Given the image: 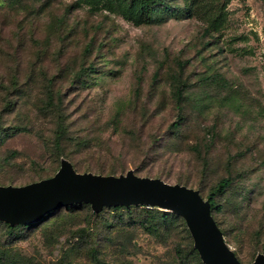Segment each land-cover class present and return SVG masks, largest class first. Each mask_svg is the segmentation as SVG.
Wrapping results in <instances>:
<instances>
[{
  "label": "rangeland",
  "instance_id": "1",
  "mask_svg": "<svg viewBox=\"0 0 264 264\" xmlns=\"http://www.w3.org/2000/svg\"><path fill=\"white\" fill-rule=\"evenodd\" d=\"M166 1L182 12L145 22L128 0H0V185L62 157L204 198L227 177L212 214L248 264L264 253V0ZM9 228L0 264H194L184 220L140 209L72 204Z\"/></svg>",
  "mask_w": 264,
  "mask_h": 264
},
{
  "label": "water",
  "instance_id": "2",
  "mask_svg": "<svg viewBox=\"0 0 264 264\" xmlns=\"http://www.w3.org/2000/svg\"><path fill=\"white\" fill-rule=\"evenodd\" d=\"M80 203L90 204L95 213L105 206L139 204L173 212L185 220L204 264H242L211 216L209 202L197 190L140 177L131 169L119 176L80 174L61 160L50 178L21 187L0 186V221L28 224L54 209ZM252 264H264V255H257Z\"/></svg>",
  "mask_w": 264,
  "mask_h": 264
},
{
  "label": "trees",
  "instance_id": "3",
  "mask_svg": "<svg viewBox=\"0 0 264 264\" xmlns=\"http://www.w3.org/2000/svg\"><path fill=\"white\" fill-rule=\"evenodd\" d=\"M130 1L131 5H134L136 6V11L138 12V15L142 18L143 21L145 22H152L154 16H155V12L156 10L158 9H161L162 11L164 12H169V13H177V14H180L182 12V10L178 9H173V7L170 5V3L166 0H128ZM174 96H175V102H176V105H177V108L180 109L181 106H180V103H181V100H182V86L178 85L176 86L175 88V93H174ZM52 99V97L50 98ZM178 120L177 121H174L170 126L173 128V130L177 131L179 128H180V124L183 120L182 117H180V115H178ZM61 134L62 131L60 130ZM60 132L56 135L58 141L61 139V135H60ZM61 160H65L67 162H69L73 168V165L72 163L67 159V158H64L62 157L60 159V162ZM73 170L76 172V173H80V172H77L74 168ZM130 170V169H129ZM132 170V169H131ZM58 171V170H57ZM128 171V170H127ZM126 171V172H127ZM133 171V170H132ZM83 173H91L93 175H101V176H119V175H115V172L113 170H110L108 171V173H103V171H97V173H92V172H82L80 174H83ZM134 173V171H133ZM123 174V173H120V175ZM135 174V173H134ZM136 175V174H135ZM54 176V175H53ZM138 176V175H137ZM140 177H148V176H140ZM50 178V177H48ZM152 178H159V177H152ZM44 179H47V178H44ZM43 180V179H41ZM39 180V181H41ZM35 182H38V181H35ZM33 183V182H32ZM30 184V183H29ZM174 184H180V185H184L182 183H174ZM231 185V179L230 178H221L214 186H212L206 196V198H204L201 193L199 192V190H197L200 194V196L203 198V200L205 201H208L209 202V205H210V212H211V216L213 217L214 221L216 222L219 230L221 231V233L223 234V237H224V232L222 231V229L219 227L217 221L215 220L213 214H212V210L213 209H220L219 206L216 204L215 202V199L216 197L224 194L226 192V190L230 187ZM2 186V185H0ZM7 186H11V185H7ZM184 186H187V185H184ZM3 187H6V186H3ZM189 187V186H187ZM189 188H192V187H189ZM194 189V188H192ZM111 208L113 209H140L141 213L144 214V217L145 218H148L149 216L151 217H157L159 220L161 221H165V219L167 218H176V217H181L179 216L178 214H175L173 212H165V211H159L156 207H151V208H146V206L144 205H129V206H122V205H118V206H110ZM147 207H150V206H147ZM69 208H72L71 206ZM55 210L57 209H54L52 211H50L49 213H52L54 212ZM49 213H47L46 215H48ZM44 215L40 220L38 221H35L36 223L37 222H40L43 220V218L46 216ZM182 218V217H181ZM183 219V218H182ZM184 220V219H183ZM142 222V220H140ZM0 222H4V221H0ZM7 224V227H14V226H18L20 227V225H26V224H15L13 226H11L9 223L7 222H4ZM33 222L31 223H28V225H31ZM184 223L186 225V222L184 220ZM11 229V228H9ZM185 230L187 231L188 235L190 234V231L186 225V228ZM189 237H191L192 239V244L190 246V251L188 253V255L191 257V259L193 260V263L194 264H204L197 249L194 247V241H193V238L191 236V234L189 235ZM226 242V241H225ZM227 244V242H226ZM233 251V250H232ZM234 252V251H233ZM235 254V252H234ZM259 254H262L264 255V253L262 252H259L255 255V257L253 258V260L248 263V264H252L254 262V260L256 259L257 255ZM235 256L237 257V255L235 254ZM237 259L239 260V258L237 257ZM240 261V260H239ZM93 263L94 264H108L106 263L105 261L99 259L97 256L94 255L93 257Z\"/></svg>",
  "mask_w": 264,
  "mask_h": 264
}]
</instances>
